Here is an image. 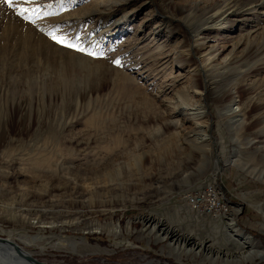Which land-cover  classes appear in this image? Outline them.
<instances>
[{"label":"rangeland","instance_id":"1","mask_svg":"<svg viewBox=\"0 0 264 264\" xmlns=\"http://www.w3.org/2000/svg\"><path fill=\"white\" fill-rule=\"evenodd\" d=\"M254 1L239 0L197 44L193 31L229 0L0 2V241L36 264H263L264 6ZM182 97L204 126L171 116ZM210 184L227 205L218 216L186 200Z\"/></svg>","mask_w":264,"mask_h":264},{"label":"bare ground","instance_id":"2","mask_svg":"<svg viewBox=\"0 0 264 264\" xmlns=\"http://www.w3.org/2000/svg\"><path fill=\"white\" fill-rule=\"evenodd\" d=\"M230 1V3L229 2H225V5H223V11H221L220 13H218V14H221L220 16H222L220 19H218V20H215V17L218 15V14H214V15H212V16H210L207 20H206V22H208V25H205L204 23V25L206 26L205 28H203L204 27V25H202L203 27H201L200 26V28L198 29V31H197V29H196V31H193L194 32V34H196V35H194V44H197V42H198V39H200L199 38V36H200V32L201 31H203V29H218V28H220V27H223L225 24H227L228 23V20H229V17L231 16V15H233V14H237V5H238V2H239V0H229ZM246 1V0H245ZM250 2H249V4L248 5H253L254 3H256L254 0H249ZM242 2H243V0H242ZM261 4H263V6H264V0L260 3V5ZM259 5V6H260ZM254 6V5H253ZM221 8V7H220ZM236 10V11H235ZM218 12V11H217ZM187 21V20H186ZM76 55V54H75ZM65 58V57H64ZM69 58H71V57H69ZM74 58V57H73ZM68 59V58H67ZM78 59V58H77ZM79 59H80V57H79ZM78 59V60H79ZM70 61H73V63H76V62H79V61H77L76 59H71ZM74 61H76V62H74ZM83 62V61H82ZM82 62H80V63H82ZM66 65V64H65ZM81 66V65H80ZM202 94V93H201ZM179 103H180V110H178L179 112H176L175 111V113H173V114H171V116H174V117H182L183 115H185V116H188V117H190L191 119H193V120H197L198 121V126L200 125V126H204V123L203 122H201V120H202V117H203V115H204V113H201V112H199V110H198V108H195V107H193V105L190 103V101H188V100H186L184 97H182V98H180V100H179ZM237 108H235V109H232V110H230V112H229V114L230 115H233V114H235V113H237ZM196 111H198V112H196ZM232 119V118H231ZM235 122H237V121H235ZM234 122V123H235ZM181 124H182V121H180V120H178L177 121V123H176V126L177 127H181ZM235 126V125H234ZM175 138H178L179 139V137L181 136V133H175ZM204 137V136H203ZM206 137V136H205ZM199 138V137H198ZM199 140V139H198ZM191 141V140H190ZM203 141H205V140H203ZM173 144H175V143H173ZM197 144V143H196ZM135 147H137L136 145H135ZM169 147V146H168ZM157 148H160V146H158ZM136 150H137V148H136ZM177 150V149H176ZM181 151V150H180ZM137 157V156H136ZM137 162V161H136ZM255 173V172H254ZM248 174H250V173H248ZM247 174V175H248ZM258 174V173H257ZM260 175V177H256L258 180H260V181H264V172L261 174V173H259ZM252 176H253V174H252ZM211 186H213L212 184H210V185H206L205 187H204V189H200L199 190V192H197L196 194H200L201 196H203V197H205L210 191H208V189L207 188H209V187H211ZM207 189V190H206ZM206 190V191H205ZM186 200H187V202L189 203V205L191 206V208L194 210V211H197V212H200V213H209V214H213V215H221L222 213H224L225 211L227 212V205H222L221 206V208L219 209V210H217V211H215L214 213L213 212H210L211 210H201V209H194V203L192 202V200H191V198H188V195L186 196ZM194 202H195V200H194ZM219 219V218H218ZM36 224H39V222L37 223L36 222ZM225 225L227 226V228H231V230L232 231H234V232H238V226H237V224H236V222H235V220H230L229 222H226L225 223ZM106 228L107 227H102V226H98V227H96L95 229L97 230V231H104V230H106ZM229 231V230H228ZM228 234V233H227ZM246 240H250V238H246ZM9 247L11 248L12 247V249H14L13 251H12V249L10 250L9 249ZM16 251V252H15ZM255 253L254 252H252V255H254ZM250 255H251V253H250ZM259 256L260 255H263V253L261 254V253H259L258 254ZM0 257H1V259H0V262H1V264H32V262H33V264L35 263L36 264V262L34 261V260H32V259H30V256L28 255V254H26L25 252H23L22 250H20L18 247H16V246H14V245H11V244H9V243H6V242H1L0 241ZM23 257V258H22ZM243 257H244V260L245 261H249V260H252L253 259V256H249V255H247V254H243ZM25 258V259H24ZM243 259V258H242ZM243 260V261H244Z\"/></svg>","mask_w":264,"mask_h":264},{"label":"snow or ice","instance_id":"3","mask_svg":"<svg viewBox=\"0 0 264 264\" xmlns=\"http://www.w3.org/2000/svg\"><path fill=\"white\" fill-rule=\"evenodd\" d=\"M0 2H3L4 4H6L9 8H14L15 5L17 3H19V0H0ZM26 2H31V0H26ZM29 10L26 9V8H20L18 11H17V14L20 15L22 18L24 19H29L28 16L25 15L26 12H28ZM48 35L50 36V38L57 44L61 45V46H64V47H67V48H70V49H73L75 51H78V52H81V53H84L86 50L84 47H82L79 43H73L71 42L67 37L65 36H62V35H57L56 32H50L48 33ZM87 55L89 56H92V57H98V54L96 52H87L86 53ZM103 53H99V56H102ZM114 63L119 66L120 65V61L119 60H116L114 61Z\"/></svg>","mask_w":264,"mask_h":264},{"label":"built area","instance_id":"4","mask_svg":"<svg viewBox=\"0 0 264 264\" xmlns=\"http://www.w3.org/2000/svg\"><path fill=\"white\" fill-rule=\"evenodd\" d=\"M207 189L208 191H211L205 197L201 196L200 194H196L197 192H189L187 195L188 198H191L192 202L194 203V209L208 211L211 210L210 212L214 213L215 211L219 210L222 205H225V202H222L220 198V192L217 185L213 184V186Z\"/></svg>","mask_w":264,"mask_h":264},{"label":"water","instance_id":"5","mask_svg":"<svg viewBox=\"0 0 264 264\" xmlns=\"http://www.w3.org/2000/svg\"><path fill=\"white\" fill-rule=\"evenodd\" d=\"M38 264V263H37ZM264 264V263H263Z\"/></svg>","mask_w":264,"mask_h":264}]
</instances>
